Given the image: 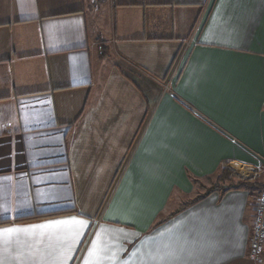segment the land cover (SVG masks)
Listing matches in <instances>:
<instances>
[{
  "label": "crops",
  "instance_id": "obj_1",
  "mask_svg": "<svg viewBox=\"0 0 264 264\" xmlns=\"http://www.w3.org/2000/svg\"><path fill=\"white\" fill-rule=\"evenodd\" d=\"M222 169L264 185V0H0V264H264L248 190L184 206Z\"/></svg>",
  "mask_w": 264,
  "mask_h": 264
},
{
  "label": "trees",
  "instance_id": "obj_2",
  "mask_svg": "<svg viewBox=\"0 0 264 264\" xmlns=\"http://www.w3.org/2000/svg\"><path fill=\"white\" fill-rule=\"evenodd\" d=\"M205 181L209 183V186L207 188L203 189L205 190L204 193L201 195L195 197V199L192 202H189L185 204L184 206H188L189 204L198 201L202 199L204 196L209 195L212 192H225L228 190L233 189H245L249 191V195L253 198H256L259 191L264 187L263 184L257 183V182H246V181H238L233 178L231 170L228 169H222L214 178H205ZM212 181V182H211ZM200 181H195V184H199ZM74 212V211H73ZM60 213H47L42 215H32V216H24V217H18L13 220L15 223H24V222H31L36 221L44 218H48L51 216H56ZM9 221H1V224H6Z\"/></svg>",
  "mask_w": 264,
  "mask_h": 264
},
{
  "label": "built area",
  "instance_id": "obj_3",
  "mask_svg": "<svg viewBox=\"0 0 264 264\" xmlns=\"http://www.w3.org/2000/svg\"><path fill=\"white\" fill-rule=\"evenodd\" d=\"M178 72L179 67H176L172 76L175 77ZM253 213L252 236L248 257L251 261L258 263L264 255V187L259 191L253 202Z\"/></svg>",
  "mask_w": 264,
  "mask_h": 264
},
{
  "label": "rangeland",
  "instance_id": "obj_4",
  "mask_svg": "<svg viewBox=\"0 0 264 264\" xmlns=\"http://www.w3.org/2000/svg\"><path fill=\"white\" fill-rule=\"evenodd\" d=\"M129 75H130V77L131 78H133L134 80H136V76H134V74H131V73H129ZM238 173V172H237ZM239 175H241V172L239 171V173H238ZM244 177H247V176H244ZM248 178V177H247ZM263 179V181H264V177H262ZM212 182V181H211ZM204 187V189L205 188H207L208 186H209V183L207 182V181H205V180H200V182H199V187H198V192H197V194H202V193H204V189H203V187ZM264 256V255H263Z\"/></svg>",
  "mask_w": 264,
  "mask_h": 264
},
{
  "label": "snow or ice",
  "instance_id": "obj_5",
  "mask_svg": "<svg viewBox=\"0 0 264 264\" xmlns=\"http://www.w3.org/2000/svg\"><path fill=\"white\" fill-rule=\"evenodd\" d=\"M59 223H74V224H79L81 227L84 226V224H83L82 221H75V220L70 221V222H68V221H62V222H59ZM9 231H12V230H9ZM94 248H95V246H94ZM90 255H92V253H90Z\"/></svg>",
  "mask_w": 264,
  "mask_h": 264
}]
</instances>
